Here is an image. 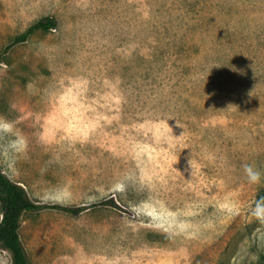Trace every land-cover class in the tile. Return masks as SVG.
<instances>
[{
  "label": "rangeland",
  "instance_id": "1",
  "mask_svg": "<svg viewBox=\"0 0 264 264\" xmlns=\"http://www.w3.org/2000/svg\"><path fill=\"white\" fill-rule=\"evenodd\" d=\"M4 124L28 264H264V0H0Z\"/></svg>",
  "mask_w": 264,
  "mask_h": 264
},
{
  "label": "trees",
  "instance_id": "2",
  "mask_svg": "<svg viewBox=\"0 0 264 264\" xmlns=\"http://www.w3.org/2000/svg\"><path fill=\"white\" fill-rule=\"evenodd\" d=\"M56 21L53 17H43L29 26L23 33L14 38V41H24L35 31H47L54 27ZM257 198L264 204V188L257 194ZM0 249L11 254V264H28L24 249L19 239L20 217L23 212L41 208L39 204L32 201L25 189L18 183L12 181L4 174L0 166ZM61 208L65 211L75 212L77 209ZM264 262V255L261 257Z\"/></svg>",
  "mask_w": 264,
  "mask_h": 264
},
{
  "label": "clouds",
  "instance_id": "3",
  "mask_svg": "<svg viewBox=\"0 0 264 264\" xmlns=\"http://www.w3.org/2000/svg\"><path fill=\"white\" fill-rule=\"evenodd\" d=\"M4 128H8L9 126L7 124L0 125ZM244 171L248 177V180L250 183H258L260 180V172L256 169H254L251 165H244Z\"/></svg>",
  "mask_w": 264,
  "mask_h": 264
}]
</instances>
